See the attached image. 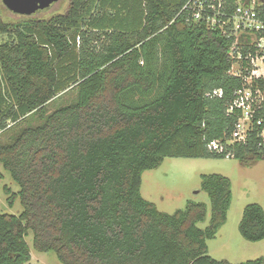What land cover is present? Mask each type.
I'll return each instance as SVG.
<instances>
[{
	"label": "trees",
	"instance_id": "16d2710c",
	"mask_svg": "<svg viewBox=\"0 0 264 264\" xmlns=\"http://www.w3.org/2000/svg\"><path fill=\"white\" fill-rule=\"evenodd\" d=\"M187 1L98 0V28L83 22L93 0H69L65 14L46 21L0 17V165L19 187H4L8 203L22 207L0 214V264L30 261L29 231L34 250L60 264H230L206 244L226 222L229 179L200 177L210 202L203 230L205 204L169 215L140 194L142 174L165 158L225 159L206 144L226 142L237 118L227 114L241 84L228 75L229 41L187 22ZM122 5L127 14L113 26L120 15L107 8ZM69 89L72 103L47 114ZM214 90L222 97H209ZM33 116L39 125L28 124ZM229 150L244 167L260 159L254 147ZM238 230L247 242L264 240L260 205L243 208ZM240 264H264V256Z\"/></svg>",
	"mask_w": 264,
	"mask_h": 264
},
{
	"label": "rangeland",
	"instance_id": "374dc122",
	"mask_svg": "<svg viewBox=\"0 0 264 264\" xmlns=\"http://www.w3.org/2000/svg\"><path fill=\"white\" fill-rule=\"evenodd\" d=\"M96 4L84 16L83 22L92 28H98L97 20L91 23L92 17L103 11ZM125 4V1L123 2ZM133 5V1L130 2ZM127 6V7H130ZM69 6V0H59L48 12L34 17L15 15L9 12L0 0V17L4 23L12 24L24 21L49 20L54 16L65 14ZM118 7V6H117ZM120 6L112 11L107 8L109 15L118 17L111 19L113 26L118 22L122 24L126 13ZM101 10V11H100ZM105 12V11H104ZM112 12V13H111ZM105 15V14H104ZM129 18V17H128ZM127 18V19H128ZM110 22V17L108 16ZM112 26V27H113ZM122 30L130 27L120 26ZM7 41V36L0 35V44ZM76 95L74 89L67 90L46 106V113L51 114L57 108L72 103ZM28 124L37 126L40 124L37 116H33ZM27 124L21 122L20 127ZM202 175H221L231 182V204L227 212L225 224L220 228L215 238L208 240L207 252L210 257L217 261H226L230 264H240L259 259L264 256V240L256 243L245 241L238 230L242 210L246 205L258 204L264 211V159L260 158L250 167L240 165L239 161L230 159H181L165 158L162 164L155 170L144 172L141 176L140 194L143 199L153 203L163 213L173 214L183 210L187 202L202 203L206 206V219L197 224L201 230L209 226L210 202L208 195L201 189ZM7 187L13 193L19 191V187L11 180L0 165V214L17 216L22 212L20 201L17 199L12 206L8 203V196L4 192ZM31 259L25 264H60L53 252L38 253L33 248V235L29 231L25 239Z\"/></svg>",
	"mask_w": 264,
	"mask_h": 264
},
{
	"label": "built area",
	"instance_id": "2783aa9c",
	"mask_svg": "<svg viewBox=\"0 0 264 264\" xmlns=\"http://www.w3.org/2000/svg\"><path fill=\"white\" fill-rule=\"evenodd\" d=\"M184 11L187 22H204L227 38L228 75L241 83L227 107V114L237 115L229 139L208 142L206 149L230 159L229 147L238 144L254 147L264 159V0H188ZM208 96L221 98L222 91Z\"/></svg>",
	"mask_w": 264,
	"mask_h": 264
},
{
	"label": "water",
	"instance_id": "95a60500",
	"mask_svg": "<svg viewBox=\"0 0 264 264\" xmlns=\"http://www.w3.org/2000/svg\"><path fill=\"white\" fill-rule=\"evenodd\" d=\"M59 0H1L3 6L12 14L34 17L48 12Z\"/></svg>",
	"mask_w": 264,
	"mask_h": 264
}]
</instances>
